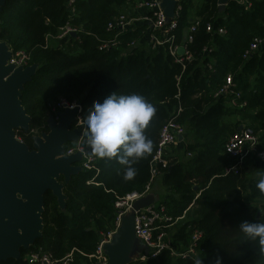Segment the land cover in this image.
Instances as JSON below:
<instances>
[{
  "label": "trees",
  "instance_id": "16d2710c",
  "mask_svg": "<svg viewBox=\"0 0 264 264\" xmlns=\"http://www.w3.org/2000/svg\"><path fill=\"white\" fill-rule=\"evenodd\" d=\"M67 1L8 0L0 13V41L13 52L26 51L30 65H38L21 96L32 119L30 130L17 135L31 149L33 134L48 132L50 107L60 98L81 104L83 122L88 110L110 93H134L156 109L145 129L152 151L133 165L135 176L125 180L124 166L115 158L100 159L88 149L93 167L65 185L66 209L62 211L47 193L42 237L29 250H21L19 260L0 264H30L25 256L39 249L56 260L73 252L69 264H91L103 235L116 228V200L142 192L150 183L153 189L151 162L160 131L172 118L192 140L185 143L182 158L168 157V167H160L157 179L167 195L158 204L178 219V240H190L194 232L202 237L185 258L173 256L167 248L155 259L131 264H196L197 260L216 264L218 259L220 264H264V245L239 231L245 221L264 223V193L256 187L260 178L248 175L245 166L237 174L225 173L236 164L225 153L229 137L241 125L232 119L248 122L264 149V49L244 58L253 38L264 32V0H250L249 8L231 0L224 12L219 11V0H201L195 16L191 10L196 0H178L181 10L172 43L152 50L146 42L148 26L141 24L123 33L122 45L107 52L99 50L97 38L109 35L108 23L128 10L127 0H77L71 19ZM69 19L78 33L57 40L60 45L49 44L47 40L57 39ZM192 26L195 31L190 33ZM132 42L135 45L128 47ZM171 45L185 46L186 54L172 55ZM228 76L240 97L218 95ZM232 100L237 106L230 104ZM258 170L264 175V164Z\"/></svg>",
  "mask_w": 264,
  "mask_h": 264
},
{
  "label": "water",
  "instance_id": "95a60500",
  "mask_svg": "<svg viewBox=\"0 0 264 264\" xmlns=\"http://www.w3.org/2000/svg\"><path fill=\"white\" fill-rule=\"evenodd\" d=\"M7 1L0 0V13ZM158 1L169 25L179 1ZM230 1L219 0V11L224 12ZM184 52L183 48L178 50L179 55ZM11 55L9 45L0 41V263L19 260L21 250L34 246L43 235L45 195L51 193L64 211L67 202L64 187L83 171L80 152L65 155L68 144L83 143L84 127L78 125V107L58 112L57 119L50 116L48 132L32 137L33 150L17 139L19 131L30 130L32 119L21 103V96L38 65L16 68L8 64ZM184 139L180 136L179 142ZM159 202L158 194H149L135 201L121 216L110 242L102 247L107 264H131L150 254L149 247L135 234V213ZM260 214L261 210L257 219Z\"/></svg>",
  "mask_w": 264,
  "mask_h": 264
},
{
  "label": "built area",
  "instance_id": "2783aa9c",
  "mask_svg": "<svg viewBox=\"0 0 264 264\" xmlns=\"http://www.w3.org/2000/svg\"><path fill=\"white\" fill-rule=\"evenodd\" d=\"M238 3L245 5L246 7H251L250 0H236ZM76 2L77 0H68L67 9L69 11L70 19L76 14ZM161 3L158 0H127V9L125 13H121L114 17L107 25V33L109 34L106 38H97L99 42L100 51H110L114 48H118L122 45L120 36L129 31L136 29L141 24H146L148 26L146 42L147 46L152 50L157 46L164 45L166 43H172L173 35L172 31L177 27V18L179 17V11L181 10L180 5L176 6L175 15L169 25L166 24V17L163 10L160 7ZM70 19L67 21L64 27L60 29V34L57 36L58 41L66 40L72 34H77L79 29L74 28L71 25ZM197 24V23H196ZM195 31V26L190 28V33ZM207 31H211V26H207ZM157 33H161L159 36ZM220 34H224L222 29L219 30ZM188 41H192L191 34L188 35ZM49 43V41L47 40ZM134 42L128 44V47H133ZM180 48L184 49V54H186L185 46H170L169 51L172 55H179L178 50ZM264 49V32L253 38L248 50L244 54V58H248L253 54L262 51ZM30 54L26 51L13 52L8 64L17 67H28L30 66ZM178 62H182L181 59L176 58ZM235 87L233 84L231 76H228L223 88L219 91L218 95H234L236 98L240 97V93L235 92L232 88ZM75 104L79 108L78 125L83 126V122L80 117L82 106L77 103H69L66 99L60 98L54 105H52L51 111L56 119L57 113L69 109L66 105ZM230 104L235 107L237 106L235 101H231ZM239 107H243L239 105ZM85 131V129H84ZM33 133V131L31 132ZM185 135V128L176 122V119L172 118L168 120L162 127L158 143L157 150L151 162V182L158 176L160 167L166 169L168 167L167 154L171 147L179 145V137ZM40 136L36 133L33 137ZM17 139L22 141V139L17 135ZM23 142V141H22ZM80 152L83 156V162L81 166L85 170H90L93 167L94 158L90 157L88 154V149L83 143H76L72 146L65 148V155H72L74 153ZM225 153L233 158L236 164L225 173L233 172L238 173L239 169L244 166L246 160L255 159V161L264 164V149H260V141L258 135L255 133L251 126H242L240 130H237L229 137L225 145ZM171 157V156H169ZM151 183L148 184L144 191L133 192L126 195L123 198H119L114 203L116 209V228L109 231L103 235L95 255L91 256L90 259H94L91 264H107L108 259L103 253V245L110 242L112 235L117 230L121 216L131 209L132 204L151 193ZM178 219H173L167 211L166 208L161 204H155L153 206L141 209L135 213V234L136 236L150 249V254L148 256H142L141 260L155 259L158 255L167 248H171L166 242L167 230L176 224ZM202 234L199 232H194L191 236L188 249L181 254H176V252L171 248L172 255L175 257H187L189 254H193L195 251L196 243L200 240ZM25 259L30 264H69L72 259L70 255H67L64 259L56 260L53 259L51 255L46 254L39 249L37 251L31 252L25 256Z\"/></svg>",
  "mask_w": 264,
  "mask_h": 264
},
{
  "label": "clouds",
  "instance_id": "9594fccd",
  "mask_svg": "<svg viewBox=\"0 0 264 264\" xmlns=\"http://www.w3.org/2000/svg\"><path fill=\"white\" fill-rule=\"evenodd\" d=\"M69 109L75 104L66 105ZM155 107L142 95H107L102 102L95 103L83 118L84 145L100 159H113L124 166L125 180H131L136 169L133 165L152 151V141L145 129L155 114ZM264 193V175L256 184ZM239 231L248 239L264 245V223L242 222ZM196 264H201L199 260ZM216 264H220L219 259Z\"/></svg>",
  "mask_w": 264,
  "mask_h": 264
},
{
  "label": "rangeland",
  "instance_id": "374dc122",
  "mask_svg": "<svg viewBox=\"0 0 264 264\" xmlns=\"http://www.w3.org/2000/svg\"><path fill=\"white\" fill-rule=\"evenodd\" d=\"M200 3H201V0H197V4L196 5H199ZM49 44H51V45H60V42H58L57 39L53 38V39L49 40ZM231 121L233 123H239L240 122L244 126L245 125H247V126L250 125L248 122L243 121L242 118H240V117H236V118L232 119ZM229 124H226V125L230 129L229 131L232 132L234 129H233L232 125L231 124L229 125ZM185 132H186L185 133V139L183 141L184 143L181 145L182 148L185 146L186 142L192 140L191 134L188 133L186 130H185ZM176 147L177 146L171 147V149L169 150L166 158H168L169 156H177V155H179V156H177L179 159L182 158V150L183 149L180 148V150L179 149L177 150ZM177 152H178V154H177ZM246 163H247V160L244 162V166H245V170H246L247 174L252 176V178L254 177L255 179L260 178L262 173H261V171L258 170V167L260 166L259 162L254 161L250 165H247ZM156 179H157V177L154 179V182L156 181V185H157L158 189H154V190L152 189L150 194H158L159 197H160V200H161V198H164L167 195V193H166L165 188L161 185L160 179H157V180ZM156 190H158V193L156 192ZM175 226H174V228H172V229H174L173 231H171L169 233L167 232L166 242L168 244L169 243L172 244L173 246L176 245V249H175L176 254H181V253H184L187 249L185 247H180L179 248V244L184 243V241H181V240L177 239V235L179 233V226H177L176 228H175ZM174 233H175V235H173ZM69 255H70V259H72L73 258V252L70 253Z\"/></svg>",
  "mask_w": 264,
  "mask_h": 264
},
{
  "label": "crops",
  "instance_id": "0c3cea01",
  "mask_svg": "<svg viewBox=\"0 0 264 264\" xmlns=\"http://www.w3.org/2000/svg\"><path fill=\"white\" fill-rule=\"evenodd\" d=\"M197 4V0L193 3V9L191 10V15L192 16H195V10H196V8H197V6L198 5H196ZM242 126H244L243 124H241L240 125V127L238 128V129H240V128H242ZM246 126V125H245ZM184 142H182V143H180L179 145H177V150L179 149L180 150V148L181 149H183L182 148V144H183ZM179 152V151H178ZM178 152H177V154H178ZM177 156H179V155H177ZM258 162V161H257ZM259 164H260V162H259ZM261 165V164H260ZM158 179H160V178H158ZM154 189H158V187H157V185H156V182L154 183V186H153V190ZM156 192L158 193V190H156ZM176 225V226H175ZM174 226H175V228L178 226V223H176V224H174L173 226H171L168 230H167V232L169 233V232H171V231H173L174 229H172V228H174ZM173 235H175V233L173 234ZM178 239V238H177ZM189 243H190V240H186V241H184V243H182V244H179V248L180 247H185L186 249H188V247H189ZM169 246L175 251V249H176V245H172V244H170L169 243Z\"/></svg>",
  "mask_w": 264,
  "mask_h": 264
},
{
  "label": "flooded vegetation",
  "instance_id": "af4514ba",
  "mask_svg": "<svg viewBox=\"0 0 264 264\" xmlns=\"http://www.w3.org/2000/svg\"><path fill=\"white\" fill-rule=\"evenodd\" d=\"M45 133V132H44ZM30 150H33V146H31V149Z\"/></svg>",
  "mask_w": 264,
  "mask_h": 264
}]
</instances>
